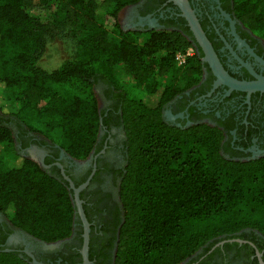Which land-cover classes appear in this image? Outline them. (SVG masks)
<instances>
[{
  "label": "trees",
  "instance_id": "1",
  "mask_svg": "<svg viewBox=\"0 0 264 264\" xmlns=\"http://www.w3.org/2000/svg\"><path fill=\"white\" fill-rule=\"evenodd\" d=\"M137 1L0 0V144L14 161L2 167L0 153V212L46 243L70 234L75 206L67 181L19 154L2 118L23 117L27 129L84 159L106 123L94 91L100 76L108 80L125 135L114 264H179L220 236L245 228L264 236V155L226 159L218 128L163 119L162 105L198 80L200 55L176 65L175 52L195 45L176 29L152 28L135 41L138 31L123 30L118 13ZM100 9L112 29L101 22ZM234 10L264 37V0H234ZM65 26L76 39L75 55L45 69L38 61L46 35ZM120 74L141 83L143 101L119 88ZM162 76L169 79L158 93ZM0 264L32 263L0 250Z\"/></svg>",
  "mask_w": 264,
  "mask_h": 264
},
{
  "label": "flooded vegetation",
  "instance_id": "2",
  "mask_svg": "<svg viewBox=\"0 0 264 264\" xmlns=\"http://www.w3.org/2000/svg\"><path fill=\"white\" fill-rule=\"evenodd\" d=\"M188 1L229 76L245 82L256 81L258 75L264 76V39L241 22L234 10V0ZM129 5L127 23L131 30H179L195 43L194 52L200 55L198 80L162 105L163 119L179 127L205 123L218 128L220 153L226 159L247 161L263 156L264 90L232 89L218 82L181 10L172 0H138ZM109 99L111 102L104 112L106 123L100 126L95 145L84 159L69 156L58 142L27 128L15 133L19 154L33 159L29 151L33 148L35 161L43 160L48 172L63 178V169L75 186L86 182L79 197L89 227V264H114L121 218L118 183L126 156L125 135L116 100ZM120 129L123 137L117 135ZM79 161L83 163L78 164ZM83 231L82 222L75 213L70 234L46 246V242L14 228L0 212V248H13L30 262L35 259L41 264H84ZM15 237L17 240L13 241ZM206 247L199 248L181 264H261L258 253L264 262V236L250 228L230 237L220 236L207 250Z\"/></svg>",
  "mask_w": 264,
  "mask_h": 264
},
{
  "label": "rangeland",
  "instance_id": "3",
  "mask_svg": "<svg viewBox=\"0 0 264 264\" xmlns=\"http://www.w3.org/2000/svg\"><path fill=\"white\" fill-rule=\"evenodd\" d=\"M99 12L101 15L100 20L103 23V25L108 29H112L113 21L109 17H107L105 14L103 15L104 13L103 9H100ZM129 13H130V5L124 6L118 13V20L123 30H131L127 23L128 20H130ZM147 30L149 29L139 28L138 30H135V31H138V33L135 35L134 40L139 43L143 42L147 37V33H146ZM257 34L262 39H264V37H262V35L259 32H257ZM75 50H76V39L73 36V34H71V31L68 27L65 26V27H61L60 29H52L46 35L44 51L38 62L45 69H53L57 67L63 60L74 57ZM116 76L118 78L117 85H120L119 88H122L124 91H126L127 96L135 98L137 100H141V101L145 99V91L141 83L137 82L131 76H128L125 74H120ZM98 78L99 79L96 81L95 86H94V91L97 96L99 109L103 110V109H106L111 102L109 99L111 92L109 89L108 80H106L105 78H101L100 76ZM168 79H169V76H162L158 79V82L161 83V87H159L158 93H160V90L167 83ZM2 119L7 122V124L10 126L12 130L14 141H15L14 144L16 147L17 142L15 139V133H17V130L19 129L27 128L25 127V124H24L26 123L25 118L21 117L17 119L15 117L9 118L8 116H5ZM28 122L29 121H27V123ZM34 123L38 125L37 122H34ZM117 135L123 137L121 129L117 131ZM16 149L18 152L17 147ZM3 150H4V145L0 144V153L2 155L1 158H2V161H4L2 162V167L7 168L10 165H12L14 161L12 157L6 155V153ZM29 151H30L31 156L36 158L34 154V149L31 148ZM82 163L83 162L79 161L78 164H82Z\"/></svg>",
  "mask_w": 264,
  "mask_h": 264
},
{
  "label": "water",
  "instance_id": "4",
  "mask_svg": "<svg viewBox=\"0 0 264 264\" xmlns=\"http://www.w3.org/2000/svg\"><path fill=\"white\" fill-rule=\"evenodd\" d=\"M174 4H176L179 9L181 10V15L185 18L187 21V24L194 35L196 41L200 45L202 51L204 52V60L207 61L214 72V74L217 76L218 82H223L227 84L230 88L239 89V90H264V76H257L258 79L256 81L252 82H245V81H239L231 76H229L225 70L222 68L221 64L219 63L216 54L214 50L211 47V44L209 40L207 39L203 29L201 28L199 21L194 13V10L191 8L190 3L188 0H172ZM101 122V119H100ZM34 159V158H33ZM35 160V159H34ZM39 164L41 166H45L43 160L39 161ZM61 174L63 178L67 181L69 189L72 191V200L73 204L75 206V213L80 218L82 225H83V247H82V256H83V263L89 264V260L87 258V243H88V222L85 217V213L82 207V200L79 197V191L80 189L86 184L83 183L79 186H75L71 178L64 174L63 169L61 170ZM55 243V242H54ZM54 243H44L46 246H52ZM2 251H11L13 248L5 247L0 248ZM30 256L31 254L28 253ZM259 261L261 264H264V262L260 258V253H258ZM32 264H41L37 262L35 259H32ZM182 263V262H181ZM180 264V263H179Z\"/></svg>",
  "mask_w": 264,
  "mask_h": 264
},
{
  "label": "built area",
  "instance_id": "5",
  "mask_svg": "<svg viewBox=\"0 0 264 264\" xmlns=\"http://www.w3.org/2000/svg\"><path fill=\"white\" fill-rule=\"evenodd\" d=\"M194 54L193 46H187L183 50H179L174 54V61L176 65L181 66L184 65L187 61V58Z\"/></svg>",
  "mask_w": 264,
  "mask_h": 264
},
{
  "label": "crops",
  "instance_id": "6",
  "mask_svg": "<svg viewBox=\"0 0 264 264\" xmlns=\"http://www.w3.org/2000/svg\"><path fill=\"white\" fill-rule=\"evenodd\" d=\"M15 239L17 240V238H16V237H15V238H13L12 240H13V241H15Z\"/></svg>",
  "mask_w": 264,
  "mask_h": 264
}]
</instances>
